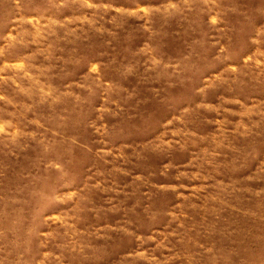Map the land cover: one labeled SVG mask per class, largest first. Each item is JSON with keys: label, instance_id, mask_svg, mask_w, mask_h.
I'll return each mask as SVG.
<instances>
[{"label": "rangeland", "instance_id": "1", "mask_svg": "<svg viewBox=\"0 0 264 264\" xmlns=\"http://www.w3.org/2000/svg\"><path fill=\"white\" fill-rule=\"evenodd\" d=\"M0 264H264V0H0Z\"/></svg>", "mask_w": 264, "mask_h": 264}]
</instances>
